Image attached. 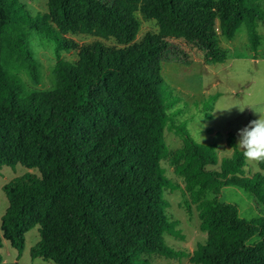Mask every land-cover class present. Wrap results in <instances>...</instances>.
Listing matches in <instances>:
<instances>
[{"label": "trees", "instance_id": "obj_1", "mask_svg": "<svg viewBox=\"0 0 264 264\" xmlns=\"http://www.w3.org/2000/svg\"><path fill=\"white\" fill-rule=\"evenodd\" d=\"M139 8L160 32L135 43ZM217 19L229 39L244 25L257 51L264 9L256 0H221L218 7L189 0H48V11L36 17L19 0H0V170L22 165L41 174L40 187L20 181L4 187L9 207L1 231L20 255L26 234L39 227L41 242L32 257L55 264L185 257L164 240L181 237L164 198L165 189L175 190L161 166L169 159L207 235L190 261L264 264V224L241 218L237 205L218 199L224 188L235 186L264 206V176H245L247 159L235 135L228 139L232 156L219 164L216 145L195 141L177 125L170 111L176 100L161 74L169 52L177 49L172 39L195 45L207 63L222 64ZM71 33L113 37L125 48L97 43L84 48L73 66L60 59L61 51L78 49L67 38ZM36 38L53 44L58 58L49 91H28L3 67L13 61L39 83L31 46ZM166 129L183 140L172 158ZM259 166L264 170V160ZM186 208L191 214V206ZM258 235L263 238L251 242ZM2 247L0 238V264Z\"/></svg>", "mask_w": 264, "mask_h": 264}, {"label": "rangeland", "instance_id": "obj_2", "mask_svg": "<svg viewBox=\"0 0 264 264\" xmlns=\"http://www.w3.org/2000/svg\"><path fill=\"white\" fill-rule=\"evenodd\" d=\"M25 5L29 14L36 17L48 11V0H19ZM193 4L210 1L215 7L221 0H189ZM264 9V0H256ZM141 8V6H140ZM139 10L135 16L140 21V29L135 43H141L149 33L159 34L157 21L146 19ZM259 46L253 51L243 25L232 39L226 38L220 31V20L217 19V50L223 58L222 64H209L204 54L195 45L184 39H172L176 51L169 52L168 61L162 64V78L172 91L176 100L171 108L177 125H183L195 141L201 144L216 145L219 164L222 159L231 157L233 149L228 139L233 134L238 143V133L251 121L264 116V19L258 23ZM68 39L78 44V49L70 52L61 51L60 59L77 65L80 53L84 48L97 43L110 49H123L113 37H103L92 33H71ZM34 57L39 62L40 79L34 83L27 72L13 61L3 64L6 72L15 76L28 91H49L55 82L54 69L58 58L53 44L36 38L31 43ZM182 51V53H180ZM183 54L185 58H183ZM241 112L240 110H243ZM201 130V131H200ZM200 131V136H199ZM166 143L170 149V158L183 147V140L172 130L165 131ZM260 161L247 160L245 176L252 178L256 174L264 176ZM164 174L173 184L174 189H165L164 198L169 203V221L176 223L179 238L165 235L166 244L173 250L184 253L180 259H169L161 256L144 257L148 264H193L190 256L200 243H205L207 235L201 231V219L189 192L185 189L184 179L175 173V166L168 160L161 163ZM41 174L37 169H28L22 165L15 168L4 167L0 170V238L3 242L1 254L3 264H55L42 257L33 259L32 254L41 242V230L34 228L25 237V247L20 255L11 243L3 238L1 231L2 218L9 207L4 187L20 181L26 186H41ZM214 198V196H210ZM218 199L223 203L237 205L241 218L258 221L264 224V206L251 194L235 186L222 190ZM187 204L192 213H188ZM262 236H256L251 242H258Z\"/></svg>", "mask_w": 264, "mask_h": 264}, {"label": "clouds", "instance_id": "obj_3", "mask_svg": "<svg viewBox=\"0 0 264 264\" xmlns=\"http://www.w3.org/2000/svg\"><path fill=\"white\" fill-rule=\"evenodd\" d=\"M240 111L243 112L244 109ZM238 136L239 140L236 147L242 152L245 159L250 161L264 160V116L259 115V119L251 121L239 131Z\"/></svg>", "mask_w": 264, "mask_h": 264}]
</instances>
